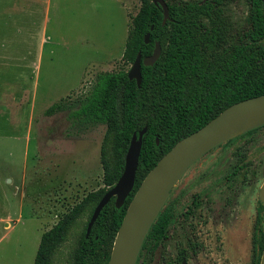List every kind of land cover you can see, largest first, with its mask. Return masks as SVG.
Segmentation results:
<instances>
[{
	"label": "rangeland",
	"instance_id": "374dc122",
	"mask_svg": "<svg viewBox=\"0 0 264 264\" xmlns=\"http://www.w3.org/2000/svg\"><path fill=\"white\" fill-rule=\"evenodd\" d=\"M140 5L52 0L42 51L26 57L24 69L0 52V264H33L42 233L105 185L102 149L109 165L114 162L107 126L79 131L71 128L68 110H45L61 98H84L100 72L130 69L122 55ZM248 11L246 0H230L225 17L238 31ZM12 48L9 35L1 34L0 50ZM245 133L217 145L185 172L165 203L173 200L177 212L167 238L155 254L146 236L135 264H255L264 128ZM93 207L86 206L70 227L52 264H73ZM263 250L264 244L258 264Z\"/></svg>",
	"mask_w": 264,
	"mask_h": 264
},
{
	"label": "trees",
	"instance_id": "16d2710c",
	"mask_svg": "<svg viewBox=\"0 0 264 264\" xmlns=\"http://www.w3.org/2000/svg\"><path fill=\"white\" fill-rule=\"evenodd\" d=\"M229 1L166 0L170 17L163 23L162 6L152 0H141L131 19L122 59L132 64L138 52L142 57L152 54L156 42L162 48L154 64H142L141 85L129 78V69L100 72L84 98L74 102L61 98L45 110L47 115L68 110L71 128L79 131L105 124L106 134L113 140L114 162L109 165L102 149L105 185L89 192L42 233L33 264H52L54 253L65 241L70 227L91 203L92 215L104 193L122 175L134 132L147 125L134 188L121 207H116L115 197L111 198L88 236L86 227L73 264H107L134 193L163 154L231 104L264 93V0H246L249 4L246 24L238 31L225 17ZM147 33H150L148 42ZM262 128L264 125L245 134ZM175 206L173 200L165 204L147 234L146 239L155 246V254L176 219ZM257 219L255 264L259 263L258 254L264 244L262 199L258 200Z\"/></svg>",
	"mask_w": 264,
	"mask_h": 264
},
{
	"label": "water",
	"instance_id": "95a60500",
	"mask_svg": "<svg viewBox=\"0 0 264 264\" xmlns=\"http://www.w3.org/2000/svg\"><path fill=\"white\" fill-rule=\"evenodd\" d=\"M152 1L162 6L165 23L170 17L166 0ZM149 39L150 33H147L145 41L148 42ZM161 51L160 42H156L152 54L142 57L138 52L128 71L129 78L136 79L137 84L141 85L142 64H154ZM251 119L256 120L254 125L230 136L232 129L242 128ZM261 125H264V93L231 104L206 124L178 140L148 171L134 193L118 228L107 264H135L145 237L185 172L217 145ZM146 131L147 125L138 133H133L125 157L124 171L95 206L87 225L86 236L90 234L101 210L112 197H115L116 207H121L133 190ZM260 264H264V250Z\"/></svg>",
	"mask_w": 264,
	"mask_h": 264
},
{
	"label": "crops",
	"instance_id": "0c3cea01",
	"mask_svg": "<svg viewBox=\"0 0 264 264\" xmlns=\"http://www.w3.org/2000/svg\"><path fill=\"white\" fill-rule=\"evenodd\" d=\"M51 1L0 0V35L6 32L14 46L11 51L0 52L13 58L21 69H24L26 57L43 49Z\"/></svg>",
	"mask_w": 264,
	"mask_h": 264
},
{
	"label": "bare ground",
	"instance_id": "6f19581e",
	"mask_svg": "<svg viewBox=\"0 0 264 264\" xmlns=\"http://www.w3.org/2000/svg\"><path fill=\"white\" fill-rule=\"evenodd\" d=\"M255 123H256V120H255V119H251L250 121L245 122L242 128H239V129H232V130H231V134H230V136H233V135H235L236 133H238L239 131H243V130H245V129L251 127V126L254 125Z\"/></svg>",
	"mask_w": 264,
	"mask_h": 264
},
{
	"label": "flooded vegetation",
	"instance_id": "af4514ba",
	"mask_svg": "<svg viewBox=\"0 0 264 264\" xmlns=\"http://www.w3.org/2000/svg\"><path fill=\"white\" fill-rule=\"evenodd\" d=\"M240 166V165H239ZM239 168H242L241 166Z\"/></svg>",
	"mask_w": 264,
	"mask_h": 264
}]
</instances>
